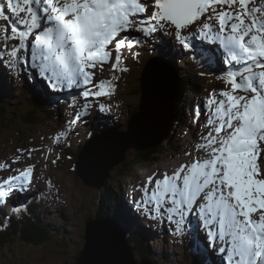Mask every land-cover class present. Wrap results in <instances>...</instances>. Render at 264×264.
Masks as SVG:
<instances>
[{"label": "snow or ice", "instance_id": "1", "mask_svg": "<svg viewBox=\"0 0 264 264\" xmlns=\"http://www.w3.org/2000/svg\"><path fill=\"white\" fill-rule=\"evenodd\" d=\"M0 22V65L38 70L46 91L84 101L57 141L90 115L89 97L115 93L119 77L98 78L96 69L128 72L126 50L137 59L156 53L152 63L163 67L178 55L216 73L228 87L194 101L198 131L176 164L137 178L129 211L190 237L201 264H264V0H0ZM33 151L16 149L12 164ZM34 169L0 164L17 173L0 179V213L27 210L14 196L31 191ZM118 239L112 223L97 244L114 249Z\"/></svg>", "mask_w": 264, "mask_h": 264}, {"label": "rangeland", "instance_id": "2", "mask_svg": "<svg viewBox=\"0 0 264 264\" xmlns=\"http://www.w3.org/2000/svg\"><path fill=\"white\" fill-rule=\"evenodd\" d=\"M164 39H168V37L165 36ZM12 43L15 42L14 41L9 42V44ZM4 47L5 45H3L2 42H0V48H1L0 50H3ZM128 55H131L130 52L125 51L124 54L125 58L123 63L125 66L128 67L129 69L128 72H113L108 68L107 65H105L103 71H101L99 68L96 69V76L98 78L106 79V78H112L113 76L119 77V79L115 81L116 89L113 95H111L110 97L102 96L98 98V100L89 97V100L92 101V105H93L92 108L89 109L90 115L93 117L92 120L96 121L99 115L104 119L103 122L104 124H106L105 135L108 133L116 132L120 129L121 130L127 129V120L129 119V114H131L132 110L134 111L137 109V105L139 102V98L133 92L135 81L137 78L135 77V75L139 74L141 72V68L146 66V64H148V62L151 61V54L142 52L141 57L145 61V63L142 64L143 66L141 67L140 66L141 64L134 65L131 62V61H135L137 58H133L132 56L131 61H129ZM5 59L7 60L8 57H5ZM169 65L171 64L169 63ZM135 70L138 71L139 73L135 74ZM173 70L177 71L179 75H181L182 72L187 71L186 69H183L184 71L181 72L179 70H175L174 68ZM196 71H198V69ZM227 87L228 86L223 82H219V84L215 83L211 85L210 88L197 91L199 96L196 101H200V98L203 97L202 101H200L201 103H203L207 100L209 93H211L213 89L219 91ZM12 88L14 89V87ZM188 88L190 89V91L193 90L191 85ZM68 96L69 97H66L64 101L62 100L63 105L60 111H62L64 105L69 103V107H67V109L65 110L66 113L64 114L63 119L62 116H59L60 115L59 114L57 120L52 119L54 124L50 125L49 123H47L45 126H43L42 124L39 125L38 122L39 121L38 118H40L39 115L30 110L28 113L31 116H34V119L37 118L36 123L39 125V127H37L36 130L34 128H33L34 130L31 129L32 131L30 130L28 135L25 134L24 138L22 137L23 141L19 142L16 146H14V148H13V144L11 145V141L8 140L9 142L5 143L0 140V164H10L11 167L12 165H17V167L22 166L23 168L27 167L28 165H35V169L33 172V182L30 185L31 191H29V193L39 194V190L43 189L41 190V192L47 190L45 192L49 194L50 199L49 200L45 199L43 202H40V204H37L39 207L35 209L33 215L38 221V224L40 223L45 228H50V227L54 228V226L55 227L57 226L56 227L57 230L53 229L55 237L49 233L48 236L46 237L47 240L41 242L38 245L31 244L28 241L22 243H20V241L18 242L15 241L14 243L11 241L10 242L11 246L8 245L7 247L8 253L2 255V259H0V264H75L76 262L75 258L79 254L81 249H83L85 244L84 234L87 224L86 215L90 214V216L96 217V213L102 210L100 207L101 206L100 199L102 197L101 190L103 188L97 189L95 187H91L87 185L79 176H77L76 167H75L76 164H74L76 163V160L79 157L78 156L79 151H77V149H83V147L87 143L85 142V144H82L83 147L78 146V142L80 141L79 137L81 138V136H77V135L82 129H89V126L86 125L87 123L91 122V120H89L90 115H88L87 117H83L84 122H81L80 124L76 123L75 125H73L72 128L68 130L66 137H60L59 141L55 140L56 135L60 131L68 129V121L73 118L75 111H78L80 109V106L84 103L81 97L74 98L72 95H68ZM7 97L17 98V94H15L10 90L9 96ZM71 97L72 99L70 100ZM95 103L96 104L103 103L109 106L110 110L100 111L97 105H95ZM73 104L75 105V108L70 107V105ZM44 105L46 104L44 103ZM185 108L186 107L184 106V110ZM188 108H190V111L192 113L193 107L189 105ZM181 110L182 109H180V113ZM5 113L6 112H4V114ZM188 113L190 112L188 111L187 115ZM7 114L8 113H6V115ZM109 114L111 115V117L109 116ZM206 115L207 113L199 117L201 124L204 123L206 119ZM112 117L116 119V122L112 120ZM184 119H185L184 122L185 121L187 122L186 118ZM197 131L198 129L195 125V127L191 129V132L188 135L190 136L188 140L184 138V140L181 143L174 144L175 147L170 146L171 150L169 148L166 150V152L163 151L165 153L159 154L158 156L155 155L149 160L141 161L143 162L142 164L139 162L137 163L135 162L134 165H137V167L136 166L131 167L130 170L125 171V173L122 174L121 179L119 178L122 190L120 191V189H116L115 191L117 192L119 191L122 194L121 196L123 197L125 196L128 197L130 202V198L133 195L132 193V185L134 183L133 179H135L136 182L137 181L136 179L138 177H144L150 174L152 170H155L157 168L163 170V168L160 167L162 165L161 161H157V160L164 161L166 159L165 156L172 157L173 154L175 153V150L176 151L183 150L182 148H184V145L189 144V142L192 140L193 136L196 134ZM149 142L153 143L152 140H150ZM162 142L165 143L166 141H162ZM145 146H149V144L146 143ZM18 148L37 149V151L32 152L30 159L28 158L27 152H25L18 164H12L13 158L19 155V153L16 152V149ZM155 148H157V146H155ZM136 151L137 150L133 148L126 150L127 159L133 157ZM58 155H60L62 162L58 160L57 157ZM68 158L70 159V161H68ZM53 161H55V163H53ZM150 162H157V163L150 164ZM117 167L118 165L109 171V176L105 180L107 182L106 187L110 188L112 186L111 184L114 181L113 176L116 172ZM8 172L9 170H0V179H6L9 175L17 174L16 172H10L8 174ZM48 180H50L52 183L51 188H49L48 184L46 183ZM23 194L24 193H22L21 195ZM135 195L137 198H139L140 194L136 193ZM19 197L20 194L15 195L14 196L15 201H18ZM121 198L122 197H120L119 199ZM129 209L130 207L128 208V210ZM3 213H5V209L3 210ZM21 216L25 217V214L22 213ZM137 217L140 220L142 218V221L144 223H154L156 225V228L154 229L153 232L156 233V237H158L157 240L156 238H154L153 241H148L146 244L141 243V246L144 247V249H146L147 252L148 250L150 251L151 259L148 257L150 262H153L155 264H158V262L159 264H186V263L189 264L187 260H183L180 257V254L182 255L184 253L189 252L188 249L184 250V252L182 251L181 248L182 238L180 236L171 235L167 231L166 224H158L156 221L146 219L143 216H137ZM117 224H121V221H117ZM142 229H143L142 232L145 231L149 232L148 230H145L146 228L144 227H142ZM137 230L139 231L138 228ZM124 232H126L125 234L129 233V231H124ZM159 233L161 235H158ZM148 234L146 233L147 236ZM130 235L132 234L130 233L129 236ZM132 236L135 237V235ZM18 237H19V233L17 232L13 237V239ZM184 239H188V237H183V240ZM130 241L131 242L129 243L127 241L125 242L128 243L130 246L137 244L136 242H132V239H130ZM147 246H148V250H147ZM167 251H169V253ZM134 252H135L134 254L140 255V253H143L144 251L136 249ZM166 252L169 256L168 259L166 256ZM136 259L140 261L141 257Z\"/></svg>", "mask_w": 264, "mask_h": 264}, {"label": "water", "instance_id": "3", "mask_svg": "<svg viewBox=\"0 0 264 264\" xmlns=\"http://www.w3.org/2000/svg\"><path fill=\"white\" fill-rule=\"evenodd\" d=\"M153 65L155 68L149 66L136 78L133 92L139 102L128 120L127 130L96 135L83 147L76 162V174L90 186L101 188L109 176V171L125 160L128 149L141 151L146 149L144 147L153 149L155 146L160 149L159 143L162 140H168L167 144L161 142L164 147L171 143H181L184 138L189 139L190 136L184 133L186 129L179 126L176 112L181 80L169 66ZM9 109L8 106L0 105V140L5 143L11 141L14 148L23 141L25 134L31 129H37L39 125L36 123L37 118L34 119L29 113H23L19 117L4 114ZM146 143L150 146H145ZM112 223L114 222L106 220L105 217L87 222L85 244L76 256L75 264H100L106 260H115L119 264H151L147 259L138 261L135 258L132 248L125 242L121 227L116 248L101 249L98 246L101 228Z\"/></svg>", "mask_w": 264, "mask_h": 264}, {"label": "trees", "instance_id": "4", "mask_svg": "<svg viewBox=\"0 0 264 264\" xmlns=\"http://www.w3.org/2000/svg\"><path fill=\"white\" fill-rule=\"evenodd\" d=\"M194 74H196V72L194 73V72L190 71L189 74L187 75L188 79L186 78V76H184V79L187 80V82L190 85H198L199 84L198 78ZM184 79H183V81L181 80V84L179 87V94H181L182 100L186 97V93H187L186 92L187 91V89H186L187 88V82ZM2 82H3L2 78H0V105L6 106V107L8 106L10 109H13V107L16 108L14 105H9V103L6 101V99L11 98V97H7V96H9V91L10 90L12 91V89L7 90V91H3L2 90V88H3ZM4 86H5V84H4ZM7 87H9V86H7ZM190 93H191V91H190ZM137 94H138V91H137ZM178 103H177L178 105L176 104L177 108L182 104V101L180 100V102H178ZM11 106H13V107H11ZM183 109H184V107H183ZM176 112L178 115V119H180V121L178 122L179 125L183 129L187 128V125L184 122L185 119L183 118V116L180 113V109H178ZM12 113H13V111H12ZM132 113L133 112L131 111L130 116L132 115ZM183 124H185V125H183ZM81 144H83V143H80L79 145L82 146ZM170 146L175 147V145H173L172 143L170 144ZM157 148L154 147L153 149H146V150L141 151V152H136V153H134L133 157H131L129 159L126 158L125 161L122 162L120 165H118V167L116 168V172L113 176L114 181L119 180V178L121 179L122 174L125 173V171L130 170L132 163H135V162L136 163L137 162L143 163L141 161L149 160L153 156H155V155L158 156L159 154L165 153L166 150L169 149L168 146L160 148V150ZM80 151H81V149H80ZM80 151H79V153H80ZM163 151H165V152H163ZM79 153H78V155H79ZM68 161H70L69 158H68ZM101 194H102V197H101V206L100 207L102 209L101 210L102 212L98 211V215H99L98 217H100V215H105L108 218H110L112 220H116V221L123 219L124 224L127 227H129V225L131 223L127 219H125L124 217H122V216L119 217V215H122V214H121L119 206L116 204V197H113L116 194L115 188L114 187H110V188L104 187V189L101 191ZM29 213H30V211H28V213L27 212L24 213L25 217L18 215V214H14L8 220L7 229H5L4 227H0V246L4 245V247H5L6 245L11 244L10 241H12V238L15 236V233H17V232L20 234V238H21L20 240H22L24 242L28 241L31 244H40L41 242H44L45 240H47L46 237L48 236L49 233L46 232L47 231L46 228L44 226H42L40 223L38 224V221L36 220V218L34 216L29 217ZM131 234H134L136 237L135 239L130 238V239H132V242L137 243L136 245H134L136 247L134 250L138 249V250L144 251L143 253H140L141 258H148L149 257L151 259L150 251L148 250V246H147L148 252L146 251V249H144V247L141 246V243L146 244V242H148L150 235L148 234V236H147L145 232L138 231L137 229H134ZM131 236L132 235L127 237L128 243L131 242L129 240V237H131ZM2 249L3 248L0 247V259H2V255H4V254H1Z\"/></svg>", "mask_w": 264, "mask_h": 264}, {"label": "bare ground", "instance_id": "5", "mask_svg": "<svg viewBox=\"0 0 264 264\" xmlns=\"http://www.w3.org/2000/svg\"><path fill=\"white\" fill-rule=\"evenodd\" d=\"M164 40H168V39H164ZM127 51V50H126ZM169 63L173 66V68L175 69V70H179V71H184L183 69H186L187 71L184 73V72H182V74L181 75H179V73L177 72V71H174L173 70V68H172V66L171 65H169V67L170 68H172V70L174 71V73L175 74H177V76L179 77V79L180 80H182L183 81V79H184V76H186V78L188 79V74H189V72L191 71V72H199V73H197V74H194V75H196V77L197 78H202V80L205 82V83H202L201 81H200V86H197V85H191L192 86V88H193V90L191 91V93H190V89L188 88L189 86H190V84L187 82V80H185L186 82H187V91L190 93L189 94V97H190V99H192V100H197V98H198V96H199V94H198V92L197 91H201V90H204V89H206V88H210L211 87V85H210V82L212 81V78H207L205 75H200V73L201 72H203L204 71V67H201L198 63H194L193 61H189V62H187V63H185L184 61H182L180 58H179V56L178 55H176L175 56V59L174 60H172L171 58H169ZM139 65V64H138ZM181 65V66H180ZM183 65H185L186 67H184ZM149 66H155V65H149ZM184 67V68H183ZM152 68H155V67H152ZM159 68V67H158ZM163 69V68H162ZM198 69V71H196ZM204 77H206L207 79H205ZM214 82H217V81H214ZM198 89V90H197ZM60 92V98H63V92L64 91H59ZM65 92H67V90H65ZM63 93V94H62ZM203 98V97H202ZM202 98H200V101H202ZM44 103H45V101H43ZM99 104V103H98ZM189 104H190V106H194V101L193 102H189ZM95 105H97L96 103H95ZM47 106L48 105H44L43 107H44V109H46L47 110ZM11 107H13V106H11ZM186 108H185V110L184 109H182L181 110V113H182V115H183V117L184 118H186V120H187V122L185 121V123H186V125H187V129H189V130H186L184 133H186V134H188L189 135V133L191 132V129L193 128V127H195V124H193V122H192V119H193V117H192V113H191V111H190V108H188L187 106H185ZM6 110V109H5ZM185 111H189L190 113H188V115H187V112H185ZM6 113H8V114H11L12 113V110H8V111H5ZM101 113V112H100ZM103 115V114H102ZM109 116L111 117V115L109 114ZM92 119H93V117L90 115V117H89V120H91L92 121ZM101 119H103L100 115H99V117L96 119V121H95V123H96V126H99V122H100V124H101V121H104V119L103 120H101ZM112 120H114L115 122H116V119L115 118H113L112 117ZM86 121H88V120H86ZM180 121V119L178 120V122ZM93 125H95L94 123H93ZM93 125H91L90 126V130L92 131V132H96L97 131V127H94ZM180 126V125H179ZM99 129V131H102L103 129L100 127V128H98ZM73 133V132H72ZM55 134H56V132H55ZM92 138H90V137H88L87 138V140H86V142L88 143L90 140H91ZM162 141H166L167 143H168V140H162ZM162 141H160V147H162L163 148V145H162ZM162 142V143H161ZM166 142H165V144H166ZM82 145V144H81ZM188 145L189 144H187V145H184V148H182L183 150L186 148V147H188ZM78 146H80L79 144H78ZM150 146V145H149ZM153 146H155V145H153ZM170 146V145H169ZM83 147V146H82ZM81 147V148H82ZM164 147H167V146H165L164 145ZM144 148H148V147H144ZM149 149V148H148ZM183 150H179V151H176L175 150V153L173 154V156L172 157H168V156H165V160L164 161H162V160H157V161H161V168H163L164 169V167L166 166V165H168V166H172V165H174V164H176L177 163V161L179 160V158L181 157V153H182V151ZM77 151H80V149H77ZM81 151H82V149H81ZM81 151H80V153H81ZM137 152V151H136ZM174 152V151H173ZM80 153H79V155H80ZM78 155V156H79ZM172 155V154H171ZM169 156H170V154H169ZM125 161V160H124ZM150 161H152V160H150ZM76 162H77V160H76ZM132 162V161H131ZM152 163H157V162H150V164H152ZM74 164H76V163H74ZM142 164V163H141ZM77 165V164H76ZM133 166H136L137 167V165H134V163H132L131 164V167H133ZM17 165H12V168L13 169H17V168H19V169H21V170H23L24 168L22 167V166H19V167H17ZM76 167V166H75ZM77 168V167H76ZM10 172H15V171H10L9 170V172H8V174L10 173ZM78 176V175H77ZM134 180V183H135V179H133ZM132 180V181H133ZM137 180V179H136ZM86 183V182H85ZM133 183V184H134ZM87 185H89V183H86ZM90 186V185H89ZM91 187H94V186H91ZM24 194H26V193H24ZM21 195V194H20ZM36 196H39V197H41V194H40V192H39V194H37ZM113 197H115V196H113ZM122 198L120 199L121 200V204H122V206H126L127 208H129L130 207V209L132 208L131 207V203L129 202V199H128V197H123V196H121ZM120 198V197H119ZM48 199V198H47ZM124 201L126 202L125 204H124ZM127 203H128V205H127ZM130 205V206H129ZM4 209H5V213L7 214V215H9L10 214V216H9V218H11V215H14V214H18V215H22V213L20 212V213H14L13 211H12V208L10 207V206H5L4 207ZM0 216H3L4 217V213L2 212V213H0ZM99 216V215H98ZM102 217H105L106 219H109L107 216H103L102 215ZM136 220H135V222H136V224H138L139 226H141L142 225V222H141V220L137 217V216H135L134 217ZM110 220V219H109ZM117 223V222H116ZM57 227V226H56ZM55 226H54V228H46V232L47 233H50L52 236H54V232H53V229L54 230H57V228H56ZM143 227V226H142ZM5 229H7V227H4ZM144 228H146L145 230H148L149 232H153V230L149 227V225H147L146 227H144ZM126 231V230H125ZM154 233V235H155V238H158V237H156V233L155 232H153ZM16 234V233H15ZM148 234V233H147ZM127 234H125V237H124V239H125V241H127V236H126ZM132 235H134V234H132ZM158 235H161L160 233L158 234ZM19 236H20V234H19ZM55 237V236H54ZM12 238V237H11ZM132 239L133 238H136V237H131ZM129 240H130V238H129ZM15 241H20L19 240V237L18 238H12V242L14 243ZM11 242V241H10ZM22 242H24V241H20V243H22ZM128 242V241H127ZM193 244V243H192ZM127 245H129L128 243H127ZM58 246V245H57ZM157 246V245H156ZM1 248H4V245H1L0 246ZM15 248V247H14ZM183 250H185V249H188L189 250V252L188 253H184L183 254V256L182 255H180V257L183 259V260H187V262H189V264H201V261L202 260H200V258L199 257H196V256H190L189 257V255H187V254H189L191 251H192V245H189V247H187V248H185L184 246H182L181 247ZM3 251H5V250H3ZM133 251V250H132ZM134 252V251H133ZM168 253H169V251H167ZM167 252H166V256H167V259L169 258V256H168V254H167ZM7 253H8V248H7ZM192 253V252H191ZM6 254V253H5ZM191 255V254H190ZM148 259V258H147ZM141 260V259H140ZM179 260V259H178ZM148 261H149V259H148ZM180 261V260H179ZM195 261H198L197 263H195ZM165 263V262H164ZM186 264H188V263H186Z\"/></svg>", "mask_w": 264, "mask_h": 264}]
</instances>
